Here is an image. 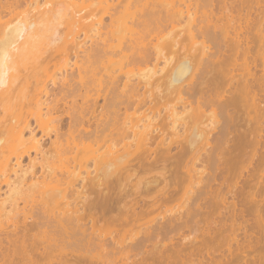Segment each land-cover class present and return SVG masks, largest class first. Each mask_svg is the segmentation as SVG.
Returning a JSON list of instances; mask_svg holds the SVG:
<instances>
[{"label": "bare ground", "instance_id": "6f19581e", "mask_svg": "<svg viewBox=\"0 0 264 264\" xmlns=\"http://www.w3.org/2000/svg\"><path fill=\"white\" fill-rule=\"evenodd\" d=\"M3 185L0 264H264V0H0Z\"/></svg>", "mask_w": 264, "mask_h": 264}, {"label": "rangeland", "instance_id": "374dc122", "mask_svg": "<svg viewBox=\"0 0 264 264\" xmlns=\"http://www.w3.org/2000/svg\"><path fill=\"white\" fill-rule=\"evenodd\" d=\"M41 1H42V3H43L44 0H41ZM74 1H75V0H74ZM78 1H79V0H77V2H78ZM109 1H111V0H109ZM24 7H25V6H24ZM25 8H26V7H25ZM21 9H22V10H21ZM17 10H19V9H17ZM19 11H24V10H23V7H21ZM19 13H21V12H19ZM86 14H87V15H91V19H94L96 15H98V17L96 16V19L99 18V17L102 15L101 11H100V12L95 11V12H90L89 14H88V13H86ZM92 15H93L94 18L92 17ZM103 18H104V21H105L106 23L110 22V17H108L107 15H104ZM89 19H90V18H89ZM94 20H95V19H94ZM183 24H184V23H183ZM183 24H182V25H183ZM180 25H181V24H180ZM180 25H178V26L176 25V26H177V27H181ZM107 29H108V28L104 29V31H107ZM80 36H81V37H80ZM80 36H79V37H80L79 39L82 40V39H83V35H80ZM197 39H198V40H201L200 38H197ZM85 40H87V43H85V45H86V47H88V45H90V44L92 43V40H91V39H85ZM90 40H91V42H90ZM154 41H156V40H154ZM152 43H153V42H152ZM85 45H84V47H85ZM72 55H73V54H72ZM59 57H60V56H59ZM73 57H75V56H74V55L71 56V59H72V60H74ZM60 58H61V57H60ZM56 60H57V62H54L55 67H56V63H58L60 60L64 63V60H62V58H61V59H55V61H56ZM58 60H59V61H58ZM72 60H70V61H72ZM59 64H60V62H59ZM61 64H62V63H61ZM52 65H53V64H51V66H52ZM51 66H50V67H51ZM60 66H61V65H58L56 68H58V67L61 68ZM61 70H62V68L59 70V69H55L54 66H53L52 68H50V70H49V74H52L54 71H56L57 73H56V72H55V73L57 74V77L60 78ZM59 73H60V75H59ZM45 77H47V76H45ZM61 77H62V76H61ZM59 78H58V79H59ZM50 82H51V83L48 84V88H49V89H52V88H53V83H52V81H50ZM56 92H57V91H55V93H56ZM54 95H55V94L51 95L50 98H52V96H53V98H55ZM50 98H48V101H50ZM53 98H52V99H53ZM52 99H51V100H52ZM69 102H70V101L68 100V104H70ZM79 102H81V101H79ZM102 103H103V98H99V99H98V104L101 105ZM45 110H46V109H45ZM45 110H44V111H45ZM60 113H61V112H59L58 114L55 113V115L58 116ZM64 120H65V121L63 122V124H64L63 126H65V127L61 128V129H63L61 132H63L65 135H63V137H61V141H62L64 144H66V143H68V142H71L72 136H74V134H72V133H70V131H68V126H69V124H67V123H69V122H68V121H69V118L65 117ZM32 123H33V126H34L35 129H36V130L34 129V130L36 131L35 133H37V136H36V137L39 138V139L41 138V140L43 139V140L41 141L42 144H44V146H42L43 149H44V147H45L44 150H46V149L48 150V149L51 147V142L54 140V138H55L56 136H55L54 134H51L50 137L44 136L43 133L41 132V130L39 129V127L36 125L34 119H33ZM63 133H62V134H63ZM28 135H30V132L27 131V132H26V137H27V138H28ZM42 136H44V137L42 138ZM52 139H53V140H52ZM51 140H52V141H51ZM39 155H40V156H39ZM32 156H35V152H34V151L32 152ZM37 156H39L38 158L41 159V154H38ZM55 161H56V160H55ZM55 161H54V164H55ZM28 162H29V159L26 158V159L24 160L23 164H24V165H27ZM245 162H246V161H245ZM56 163H57V165H58V164L61 165V164H60L61 162L58 163V160L56 161ZM245 164H246V163H245ZM55 165H56V164H55ZM246 165H247V164H246ZM7 189H8V188H7L6 185H3V186H2L0 192H1V194H2L3 196L6 195V192L8 191ZM230 199H231V198L229 197V200H230ZM21 205H22V204H21ZM7 209H10V208H7ZM262 233L264 234V232H262ZM262 233H261V234H262ZM197 234H198V236H199V232H198V233H188L187 236H188V237H194V236L197 235ZM257 234H258V233H257ZM259 234H260V232H259ZM261 234H260V235H261ZM263 234H262V235H263ZM260 235H259V236H260ZM256 236H257V238L259 237L258 235H256ZM263 236H264V235H263ZM263 236H260V237H259V241H257V239L254 240L253 243H255V244H256V242L260 243V240L262 241V239H264ZM260 238H261V239H260ZM255 241H256V242H255ZM263 242H264V240H263ZM253 243L251 242L250 244H253ZM255 244H254V245H255ZM261 244H262V242H261ZM261 244H260V245H261ZM260 245H259V246H260ZM263 245H264V244H263ZM256 246H257V244H256L254 247H256ZM251 247H252V250H254V249H253V248H254L253 245H251ZM247 249H248V248H247ZM252 250H251V251H252ZM247 251H249V249H248Z\"/></svg>", "mask_w": 264, "mask_h": 264}]
</instances>
